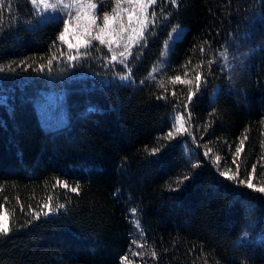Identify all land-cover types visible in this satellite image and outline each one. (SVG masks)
Instances as JSON below:
<instances>
[{"label":"trees","instance_id":"obj_1","mask_svg":"<svg viewBox=\"0 0 264 264\" xmlns=\"http://www.w3.org/2000/svg\"><path fill=\"white\" fill-rule=\"evenodd\" d=\"M92 2L98 22L116 7ZM153 12L126 62L93 40L68 63L60 18L0 3V264H264V193L246 186L264 187V0Z\"/></svg>","mask_w":264,"mask_h":264},{"label":"snow or ice","instance_id":"obj_2","mask_svg":"<svg viewBox=\"0 0 264 264\" xmlns=\"http://www.w3.org/2000/svg\"><path fill=\"white\" fill-rule=\"evenodd\" d=\"M177 2V0H171V3L173 5H175ZM0 3H3V0H0ZM31 3L33 5L36 6L37 8V13L36 15L41 17V18H46L47 13L49 10H52L53 12L60 10L61 8L63 9H71L73 7L77 8V14L75 17H72L71 15L69 16V19H63V17H60V19L62 20L63 24H64V28L63 31L60 32L58 40L67 43L68 44V48L72 49V48H80V47H84V48H88L91 46V41L92 40H97L99 41V43L101 45H104L106 43L105 39H104V35L108 34L109 36L112 37L111 40H108L107 43L110 45L113 42H119L116 38L120 36V34L124 33L126 31V27L123 23L122 20V11H127L128 12V22H129V26H131L132 22H133V17L136 18V22L140 24V29L139 31H137V29H133V32H136V35L139 36H143L144 32L147 30L148 28V24L152 23L153 25L155 24V12H153L152 14V19L151 21L149 20L147 11L148 8L154 4L157 3V0H127V3L129 5H133V6H138V7H133L131 10L129 9H123V10H119L120 9V4H121V0H115V4L116 7L113 8L112 10V14L110 15L109 13H105L103 16V27L99 28V34L92 36V31L94 27H98L97 24V20L98 17L95 14V10L98 7L97 3L92 2V0H86V2H82V0H73V2L71 4H67L64 3V0H55V2H50V0H31ZM43 4V10H39V5ZM73 21H75L76 26L82 27L83 28V35L77 37V43L75 45L71 44L68 42L67 40V33H69L70 30V24L73 23ZM117 22H119V28L117 29L115 27V25L117 24ZM181 29H179V27H176L173 29V34H170V40H175L176 37L181 33ZM89 37H91V39H89ZM136 43H139V40L135 41ZM147 43V40L145 39V44ZM168 47L170 48L171 45L169 44ZM125 51H129V46H125ZM201 52H203V48H201ZM89 53L84 52L81 53L80 56H86ZM61 55H63V53H61ZM120 57H124V60H122L121 62L124 63L127 61V57H125V53L121 52ZM221 55H226L225 53H221ZM53 59H55V56L53 57ZM53 59H50L48 61V66L49 68H51L52 63H53ZM78 59V56H73V55H68L67 56V61L68 63L71 62H75ZM112 60L116 61L117 60V56L113 55L112 56ZM214 63V61L209 60L208 64L211 67V65ZM199 67V65L197 66ZM40 70L43 71V65L40 67ZM131 78V69H129V75L127 76H121L120 79L124 80V81H128ZM176 81H179L181 83H189V81L187 80H181V78L179 76L175 77ZM195 81H196V91L189 92L188 95V104L185 105V108H188L189 105L191 104V102L193 101V97L199 92L200 89V85L201 83H204L205 81L203 80L202 75L197 72L196 76H195ZM215 111V110H213ZM190 116V113H189ZM177 131H179V129H177ZM172 134L169 133V136H171ZM243 141H241V146L243 145ZM159 151V149H154L153 152H157ZM242 151V147H238L236 152L237 154H239ZM219 159V158H217ZM221 176H224L226 179L228 180H232L234 179L233 176L228 175L226 172H220ZM185 180L189 179V177H185ZM59 183V181H58ZM239 184L243 185L245 184V181L241 180L239 181ZM248 189H252L253 191H257L260 193H264V187H259L257 188L252 182L251 180H249L246 184ZM65 187H67V185H65ZM72 192L74 193H78V188L77 187H73L71 189ZM58 208H64L65 205L64 204H59L57 206ZM53 209L49 206V210L47 212H43L42 214L44 216H48L49 213L52 211ZM21 211H23V209H21ZM135 211V210H133ZM40 214L36 215V219H39ZM29 223H31V221H29ZM138 223H137V227H138ZM10 232V227L3 223L2 221H0V234L3 235H7ZM245 235H247V233H245ZM133 243H135V241H133ZM142 255V253L140 254ZM153 256H155V253H153ZM122 260L124 259L123 257L121 258Z\"/></svg>","mask_w":264,"mask_h":264},{"label":"rangeland","instance_id":"obj_3","mask_svg":"<svg viewBox=\"0 0 264 264\" xmlns=\"http://www.w3.org/2000/svg\"><path fill=\"white\" fill-rule=\"evenodd\" d=\"M31 2V0H29ZM50 2H55V0H50ZM73 2V0H64V3H67V4H71ZM82 2H86V0H82ZM32 4V3H31ZM32 6L34 7L35 9V12L37 13V8L35 5L32 4ZM133 7H138V6H133V5H129L127 3V0H121V4H120V9L119 10H123V9H129L131 10ZM155 9V4L150 6L148 8V11H147V14H148V17H149V20L151 21L152 19V14H153V11ZM39 10H43V4H40L39 5ZM77 14V8L76 7H73L71 9H63L61 8L60 10H57L55 12H53L52 10H49L48 13H47V16L46 18H41L39 16H37L39 19L41 20H44V19H53V18H60V17H63V19H69V16L71 15L72 17H75ZM112 14V12L110 13V15ZM122 20H123V23L126 27V31L122 34H120L119 37H117L116 39L119 41L118 43L117 42H113L111 43L110 45L107 43L108 40H111L112 37L109 36L108 34H105L104 35V39L106 41L105 44H107V46H109L110 50H111V53H112V56L113 55H116L117 56V61H119L120 58V53L121 52H124L125 55L127 53V51H125V46H135V45H138L142 42V40L144 39V36L145 34L150 30L149 26L151 23L148 24V28L147 30L144 32L143 36H137L136 35V32H133V29H137V31H139L140 29V24L136 22V18L133 17V22L131 24V26H129V22H128V12L127 11H122ZM155 23H156V19H155ZM97 24H98V27H94L93 28V31H92V36H95V35H98L99 34V28L103 27V18L101 21H97ZM70 30H69V33H67V40L69 43L75 45L77 43V37L79 36H82L83 35V28L82 27H77L76 26V23L75 21H73L72 24H70ZM115 27L118 29L119 28V22H117V24L115 25ZM172 34V32L170 33ZM89 39H91V37H89ZM136 40H139V43H136L135 41ZM93 41V40H92ZM64 43V42H63ZM65 44V47L67 48V51H70L72 53V55H76L78 56L82 50L86 49L84 47H80V48H72V49H69L68 48V44L67 43H64ZM118 52H120L118 54ZM112 77H119L118 75L114 74L112 75ZM58 100H59V96L57 94H54V93H51L50 94V97L49 99L47 100V107H54V106H57V103H58ZM58 112L60 113L61 110L59 109ZM57 112V113H58ZM174 122H176V125H177V128L182 130V131H185L186 130V125H185V119L180 116V115H176L175 116V119H174ZM175 130V129H173ZM188 137H189V134H187ZM185 141L186 143L188 142V139L185 138ZM1 221L3 222V218L1 219Z\"/></svg>","mask_w":264,"mask_h":264}]
</instances>
